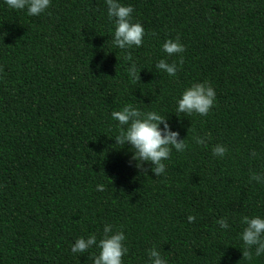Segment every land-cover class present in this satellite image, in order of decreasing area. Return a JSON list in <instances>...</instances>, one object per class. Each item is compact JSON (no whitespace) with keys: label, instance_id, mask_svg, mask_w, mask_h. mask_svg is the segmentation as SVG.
Returning <instances> with one entry per match:
<instances>
[{"label":"trees","instance_id":"16d2710c","mask_svg":"<svg viewBox=\"0 0 264 264\" xmlns=\"http://www.w3.org/2000/svg\"><path fill=\"white\" fill-rule=\"evenodd\" d=\"M121 2L145 30L139 48L113 46L104 0H52L39 16L0 0V264H92L98 249L71 245L105 224L125 233L124 264H148L153 245L168 264H264L238 238L242 217L264 216V184L249 183L264 172V0ZM177 37L185 51L168 57L161 46ZM162 58L175 77L156 71ZM204 81L210 112L178 116L177 98ZM125 104L157 111L188 144L159 177L115 142L111 113Z\"/></svg>","mask_w":264,"mask_h":264},{"label":"clouds","instance_id":"9594fccd","mask_svg":"<svg viewBox=\"0 0 264 264\" xmlns=\"http://www.w3.org/2000/svg\"><path fill=\"white\" fill-rule=\"evenodd\" d=\"M52 0H3V4L11 10L25 11L28 16H39L45 13ZM107 6V16L114 23L112 32V44L121 50L139 48L143 45L145 30L139 22H132L133 7L125 5L121 0H104ZM162 53L168 57L181 54L185 51L184 45L179 38L167 39L161 46ZM131 61L127 69L129 77L135 81L140 79V71L133 61L131 54L125 57ZM157 72L166 73L169 77H175L177 64L168 63L165 58L159 59L154 65ZM216 101V92L207 82L192 83L176 100L175 113L185 116L199 115L206 116ZM112 120L119 126V133L115 137L118 145H131V160L135 161V166L143 170L145 174L149 171L159 177L166 172V164L174 149L183 152L188 148L185 139L180 138L179 131H173L167 118L157 111H141L132 104H125L120 110L111 113ZM162 125V127H161ZM197 145L207 147L206 136H194ZM214 157L223 158L228 151L223 144H216L211 149ZM251 158H258L256 151L250 152ZM151 165L150 169L144 167ZM256 182L264 184V172H251L249 183ZM97 191H103L104 185L98 184ZM188 222H193L195 217L189 215ZM218 229L223 231L229 229L227 218H220L215 221ZM243 225L239 233V240L243 245V256L249 260L255 255H264V216L253 215L241 218ZM126 236L122 230L114 231L110 224L103 227V235L97 239L95 234L77 238L71 245L73 254H83L95 247L98 254H93L92 264H124L123 258L128 255L126 246ZM148 264H168V259L162 255L161 251L153 245L147 250Z\"/></svg>","mask_w":264,"mask_h":264}]
</instances>
